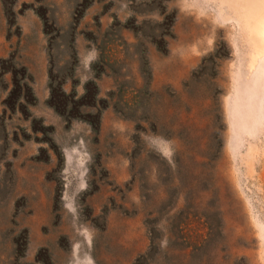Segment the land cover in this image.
<instances>
[{"label":"rangeland","instance_id":"obj_1","mask_svg":"<svg viewBox=\"0 0 264 264\" xmlns=\"http://www.w3.org/2000/svg\"><path fill=\"white\" fill-rule=\"evenodd\" d=\"M0 264H264V0H0Z\"/></svg>","mask_w":264,"mask_h":264}]
</instances>
